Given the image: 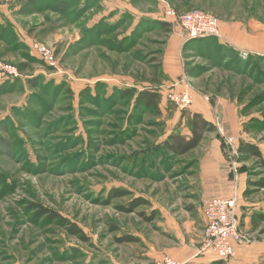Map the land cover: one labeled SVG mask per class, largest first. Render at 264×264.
<instances>
[{"label": "rangeland", "instance_id": "1", "mask_svg": "<svg viewBox=\"0 0 264 264\" xmlns=\"http://www.w3.org/2000/svg\"><path fill=\"white\" fill-rule=\"evenodd\" d=\"M60 3L66 11L54 10ZM125 7L145 15L137 20ZM169 7L209 12L225 35L219 27L218 35L192 39L171 19L168 32L158 21ZM253 22L264 29V0H0V264H155L165 256L195 264L179 257L206 254L185 219L196 159L205 154L222 156V184L248 212L237 216L239 231L264 237L255 217L264 212V166L238 151L249 141L264 157V54L237 48L229 35L234 24ZM176 26L185 71L170 80L162 63ZM35 42L53 52L55 66ZM186 85L208 104L217 130L173 156L160 145L173 132L188 136L193 108L180 111L164 98L156 112L125 90ZM115 189L128 192L114 196ZM135 198L146 203L120 210ZM40 206L88 239L38 215ZM122 236L136 240L120 243Z\"/></svg>", "mask_w": 264, "mask_h": 264}, {"label": "crops", "instance_id": "2", "mask_svg": "<svg viewBox=\"0 0 264 264\" xmlns=\"http://www.w3.org/2000/svg\"><path fill=\"white\" fill-rule=\"evenodd\" d=\"M121 5V4H120ZM120 7V6H119ZM126 11L129 10L130 14L136 16V19L139 20V17L142 15H145L144 13L135 11V8L131 7H125ZM137 10V9H136ZM111 12V10L109 11ZM107 13L101 14L99 16H104ZM161 21L168 22L170 21L168 18L163 15L161 18H159ZM172 25V29H173ZM221 33L225 35L226 32V25L220 26ZM178 29L181 31L182 28ZM177 31L176 26V32H174V37L169 41L168 43V49L167 53L164 56L163 63H162V70L164 71V75L166 79L175 80L178 77H181L184 75V68L182 64V58L180 55V51L178 50L179 44L181 43V39L183 37V32ZM228 34V33H227ZM230 40L239 49L242 50H249V51H256L257 53L264 54V29H259L256 24L253 22L251 23V28H246L240 24L236 25L234 24L231 26L229 30ZM182 86V85H181ZM192 92V91H191ZM193 102L190 108L191 113L198 112L202 115L204 114V117L211 121L206 115L205 111L208 109V104L204 103L201 99L196 100V97L194 93L192 92ZM164 98L167 100L166 96L163 95V101ZM206 101V99H205ZM219 132H222L223 126L219 127ZM191 133L188 134V136ZM204 141V139L202 140ZM224 141V140H222ZM220 142L215 143V146L220 150ZM197 160V166L196 176L193 178V182L191 181L189 184L191 193L190 197H192V201L190 202V205L187 208V211L192 213L191 217H194V215H197L198 218V226L195 228V226H192L191 224L196 223L194 219L191 217H187L186 224L189 227L194 228L195 235L197 239L200 240V246L203 239L204 234V227L206 223V219L203 213V201L207 198H210L211 196H233V193L228 187H225L222 184V173L221 171V163L223 161L222 156L220 157L219 154L215 155H209L205 154L202 157H199ZM231 172V169H230ZM221 177V178H220ZM197 178V179H195ZM223 179V178H222ZM224 187L227 189L224 191ZM220 194V195H218ZM237 205V204H236ZM243 205V204H242ZM242 205H237V216L243 217L248 213L247 211H244V207ZM242 208V209H241ZM253 210V207L247 208V210ZM250 210V211H251ZM255 210V209H254ZM239 211V212H238ZM247 240L245 242H241L236 245V253L235 255L227 260L220 259L216 253L212 250H202L205 251L206 254H200L197 253L195 250L193 251H186L185 255H181L179 258L186 259L187 263L192 261L195 264H264V237L256 238L249 236L248 233ZM184 238V235H183ZM185 239V238H184ZM184 241V240H183ZM186 242V239L185 241ZM200 252V251H199ZM200 254V255H199ZM174 257V256H172ZM185 257V258H184ZM178 259L177 257H174ZM197 258L196 260H194ZM180 260V259H178Z\"/></svg>", "mask_w": 264, "mask_h": 264}, {"label": "built area", "instance_id": "3", "mask_svg": "<svg viewBox=\"0 0 264 264\" xmlns=\"http://www.w3.org/2000/svg\"><path fill=\"white\" fill-rule=\"evenodd\" d=\"M165 17L176 21L189 38H202L219 34L220 22L218 17L201 9H191L179 12L169 7ZM33 48L38 52L45 63L56 65L53 52L41 43L35 42ZM4 73L14 75L18 69L13 65H2ZM162 94L174 103L178 110L183 111L191 107L193 102L189 86L172 88ZM234 196H216L207 198L203 203V213L206 219L202 239V249L212 250L223 260L232 258L236 253V245L245 242L247 235L238 229V219ZM155 264H183L180 260L165 256Z\"/></svg>", "mask_w": 264, "mask_h": 264}, {"label": "trees", "instance_id": "4", "mask_svg": "<svg viewBox=\"0 0 264 264\" xmlns=\"http://www.w3.org/2000/svg\"><path fill=\"white\" fill-rule=\"evenodd\" d=\"M30 1L35 2V0H30ZM66 7H67L66 3H60L53 6L54 10L59 12L66 11ZM158 23L160 27L164 28L168 32L171 31L172 23L170 22L168 23L165 21H158ZM208 37H202V38H208ZM187 70L188 71H186V73L191 75L190 73L191 71L189 69ZM30 82L32 83V85H35L37 83L34 80H31ZM125 92L128 95H133L137 103L145 106L146 108H152L156 112H160L159 105L162 102V98H163V94L160 90L145 89L138 91L136 89H132V90L126 89ZM188 124L191 133L189 136H186L178 132H173L160 145L162 149L169 152L173 156H181L187 154L188 152L196 149L201 144L207 132H215L217 130V127L214 123L206 119L201 113L198 112H194L189 115ZM238 151L240 154V160L246 161L250 157H255L259 159L261 164L264 166V157L258 145L249 141H241L238 146ZM127 192L128 191L115 189L113 194L114 196H122L127 194ZM145 203L146 201L144 199L135 198L128 206H121L120 210L124 212H134L138 206ZM37 214L41 216H47L48 219L55 220L58 223L62 224L63 226H66L68 231L72 235L78 236L80 239L84 241L88 239L85 232L81 229V227L78 224L69 221L67 217L63 216L62 214H60L55 210L40 206ZM255 217L259 221L264 222V212H257L255 214ZM116 240L120 243H123V242H133L136 239L130 236H122L116 238Z\"/></svg>", "mask_w": 264, "mask_h": 264}]
</instances>
